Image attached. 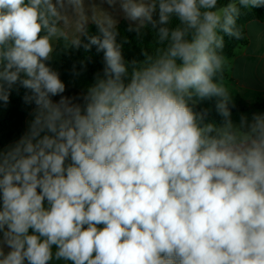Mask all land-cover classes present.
I'll return each mask as SVG.
<instances>
[{"label": "clouds", "instance_id": "obj_1", "mask_svg": "<svg viewBox=\"0 0 264 264\" xmlns=\"http://www.w3.org/2000/svg\"><path fill=\"white\" fill-rule=\"evenodd\" d=\"M262 7L0 0V108L21 88L34 105L0 147V264H264V114L234 122L224 55L242 9ZM121 18L152 31L143 60L125 58ZM57 43L103 54L78 96L51 66Z\"/></svg>", "mask_w": 264, "mask_h": 264}, {"label": "trees", "instance_id": "obj_2", "mask_svg": "<svg viewBox=\"0 0 264 264\" xmlns=\"http://www.w3.org/2000/svg\"><path fill=\"white\" fill-rule=\"evenodd\" d=\"M228 0H220L221 4L227 3ZM238 25H243L244 38L241 40H235L225 36V48L224 55L227 58L233 56L235 49L238 46L248 44V36L246 32V24L252 20H258L264 22V7L255 8L251 10H243ZM128 23L119 24L121 31L118 40H122L125 36L129 43L124 45V56L127 60L137 59L143 60L141 49L146 48L150 51L154 48V37L152 31L144 30V35L138 37L135 32L127 31ZM90 31L94 34L96 32L94 25H89ZM151 46V47H150ZM86 56L91 57V60H86ZM81 61H85L87 67L79 76L74 75L73 65L76 66V70L80 71ZM51 66L60 72L61 79L66 84L65 95L78 96L86 91L87 86L93 81L94 74L98 71H102L103 68V54L96 53L95 47L91 52L85 53L81 48L80 50L68 49L64 50L62 43H57ZM225 78L229 79V69L226 67ZM23 88L19 92L13 91L10 97V103L7 107L0 108V147H5L15 142L21 135L26 132V119L32 112L34 105H26L23 102V95L25 94ZM59 99V97H54ZM233 103L235 105L232 108V114L234 115H247L252 111L257 113L264 112V102L249 104L246 100L240 96L232 95ZM201 107H207L211 109V118L216 121H220V117L215 113L214 101H206Z\"/></svg>", "mask_w": 264, "mask_h": 264}, {"label": "crops", "instance_id": "obj_3", "mask_svg": "<svg viewBox=\"0 0 264 264\" xmlns=\"http://www.w3.org/2000/svg\"><path fill=\"white\" fill-rule=\"evenodd\" d=\"M104 7L106 8L107 5ZM123 22L128 23L121 18L119 24ZM246 32L248 44L238 46L233 56L228 58L229 79L226 81L230 85L232 95L240 96L249 104H254L264 102V22L258 20L248 22ZM31 113L26 119V131L32 119ZM253 113L257 112L252 111L246 115L249 120ZM232 116L234 122L238 123L240 116L234 114ZM53 264H64V262L54 261Z\"/></svg>", "mask_w": 264, "mask_h": 264}]
</instances>
